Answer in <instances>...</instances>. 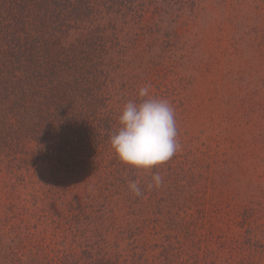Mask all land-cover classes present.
<instances>
[{"label":"trees","instance_id":"1","mask_svg":"<svg viewBox=\"0 0 264 264\" xmlns=\"http://www.w3.org/2000/svg\"><path fill=\"white\" fill-rule=\"evenodd\" d=\"M252 7L261 14L264 0H0V264L191 256L203 236L196 223H206L212 151L190 150L176 114L178 150L152 169L122 162L110 136L142 87L177 108L176 88L153 79L185 43L174 25L222 10L249 27L264 19ZM157 171L163 183L149 187ZM245 237L238 264H259L264 238L249 228L236 238Z\"/></svg>","mask_w":264,"mask_h":264},{"label":"rangeland","instance_id":"2","mask_svg":"<svg viewBox=\"0 0 264 264\" xmlns=\"http://www.w3.org/2000/svg\"><path fill=\"white\" fill-rule=\"evenodd\" d=\"M208 15L174 25L183 48L163 65L167 72L153 77L176 88L174 111L190 150H210L217 161L205 195L206 223H196L203 225L202 240L191 256L173 264H238L247 241L237 240L239 231L249 228L264 238V19L248 27L234 13ZM254 102L260 111L253 112ZM255 259L264 264L261 254Z\"/></svg>","mask_w":264,"mask_h":264},{"label":"clouds","instance_id":"3","mask_svg":"<svg viewBox=\"0 0 264 264\" xmlns=\"http://www.w3.org/2000/svg\"><path fill=\"white\" fill-rule=\"evenodd\" d=\"M138 95L139 103L124 105L119 116L121 127L110 136V144L122 162L152 169L170 160L178 150L175 112L167 100L151 97L148 87L140 88ZM152 181L149 187L162 185L158 171ZM129 188L136 196L142 194L138 181L130 182Z\"/></svg>","mask_w":264,"mask_h":264}]
</instances>
